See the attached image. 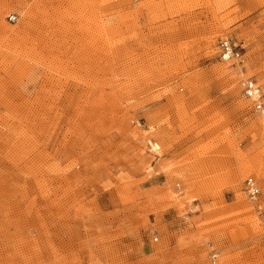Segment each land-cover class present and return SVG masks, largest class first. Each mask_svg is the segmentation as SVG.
Listing matches in <instances>:
<instances>
[{
    "label": "rangeland",
    "instance_id": "374dc122",
    "mask_svg": "<svg viewBox=\"0 0 264 264\" xmlns=\"http://www.w3.org/2000/svg\"><path fill=\"white\" fill-rule=\"evenodd\" d=\"M248 78L264 0H0V264H264Z\"/></svg>",
    "mask_w": 264,
    "mask_h": 264
},
{
    "label": "built area",
    "instance_id": "2783aa9c",
    "mask_svg": "<svg viewBox=\"0 0 264 264\" xmlns=\"http://www.w3.org/2000/svg\"><path fill=\"white\" fill-rule=\"evenodd\" d=\"M218 47L220 51L219 56L222 60L229 61L235 59L240 63L243 62V55L240 52V49L237 48L236 43H234L231 39H219ZM242 93L244 98L250 101L253 111L258 113H264V93H262L260 85H258L255 80L251 78L246 79L244 82ZM243 188L249 200L258 201L261 194V190L258 181L254 177H247L243 181ZM260 208L261 213L264 214V206L261 205ZM211 255L212 258L216 257L215 253H211Z\"/></svg>",
    "mask_w": 264,
    "mask_h": 264
},
{
    "label": "bare ground",
    "instance_id": "6f19581e",
    "mask_svg": "<svg viewBox=\"0 0 264 264\" xmlns=\"http://www.w3.org/2000/svg\"><path fill=\"white\" fill-rule=\"evenodd\" d=\"M261 114H264V113H261ZM248 198V197H247ZM260 198V197H259ZM259 200V199H258ZM251 201V200H250ZM252 202H254V201H252ZM256 203V202H255ZM259 205H257V207H258ZM257 209V208H256ZM258 211H260V213H261V208L259 207L258 209H257ZM212 258V257H211Z\"/></svg>",
    "mask_w": 264,
    "mask_h": 264
}]
</instances>
